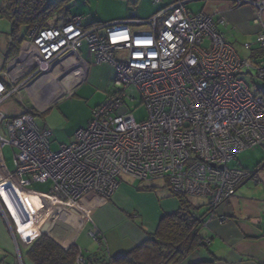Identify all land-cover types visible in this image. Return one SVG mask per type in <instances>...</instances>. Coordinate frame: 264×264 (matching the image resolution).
Wrapping results in <instances>:
<instances>
[{"label": "built area", "instance_id": "1", "mask_svg": "<svg viewBox=\"0 0 264 264\" xmlns=\"http://www.w3.org/2000/svg\"><path fill=\"white\" fill-rule=\"evenodd\" d=\"M237 1L258 9L259 63L242 56L211 15L192 14L190 0H153L163 7L149 20L85 27L77 17L31 33L21 77L14 70L0 72V213L11 228L17 223L5 197L13 191L27 204L40 197L29 188L33 183L50 182L54 198L76 205L90 192L111 198L124 177L148 184L167 180L175 192L206 198L214 209L255 178L230 164L244 151L264 148V99L243 76L251 68L264 80V2ZM84 44L95 63L115 67L119 88L93 110L70 144L53 151L52 131L37 123L34 108L24 105L27 111L7 116L2 106L58 64L75 68L71 56L80 60L76 69L85 76L88 65L79 56ZM243 47L251 50L249 43ZM131 88L148 111L140 122L126 103L135 100L126 92ZM6 147L17 150L8 172Z\"/></svg>", "mask_w": 264, "mask_h": 264}, {"label": "crops", "instance_id": "2", "mask_svg": "<svg viewBox=\"0 0 264 264\" xmlns=\"http://www.w3.org/2000/svg\"><path fill=\"white\" fill-rule=\"evenodd\" d=\"M53 1L47 0L49 3ZM74 1L70 2L64 12L56 16L62 23H68L77 16L81 17L80 14L73 13L70 8L74 7L72 4ZM147 1L98 0V8H100L101 13L97 12L96 15H93L91 23L83 24L85 27H91L96 24H109L127 19L149 20L162 9L163 5L150 0L154 5L153 10L150 11L146 6ZM256 1L264 2V0ZM193 3H198L195 10L191 6ZM5 6V0H0V11ZM187 7L192 14L205 13L211 15L217 24L218 31L229 43L238 48L239 52L242 50L240 52L242 56L249 57L253 63H259L262 60V58L257 57L262 55V51L256 44L261 31L260 25L256 22L258 15L256 7L250 4L239 5L236 0H190ZM132 15L133 17H131ZM262 16L264 18V10ZM61 17L62 19H60ZM220 17L225 19L224 24L219 23ZM19 33L24 40L15 55H11L9 51L10 32L4 38V41L9 42V49L6 54V62L0 67V72L10 66L16 68L26 63L28 51L31 49V40L27 28L24 29L23 33L21 29ZM1 37L0 34V43L3 39ZM26 38H28L29 43L26 42ZM245 42H250L251 50L244 49L243 44ZM3 49L0 46V50ZM79 56L85 62L81 54ZM69 62H76V59L72 58ZM65 67H67L66 64L63 65L59 73H64ZM73 70L74 68L69 72ZM79 71L78 74L81 75L82 71ZM85 76L87 77V75ZM67 78L68 82H72L71 85L67 84L73 86L71 87L73 88L72 92L66 95L67 87H61V92L66 91L64 95L60 94L63 97L52 96L46 100L39 99L40 96L37 97V92L33 90L42 88L48 78L46 80L38 79L32 83L28 90H32L33 104L37 108L45 109L51 100L57 99L54 104L56 105L66 96L74 95L75 91L86 82V78H84L85 82H80L75 86V74L73 78ZM65 81L67 79L62 82ZM53 106L48 107L47 112L43 111L42 113L47 114ZM86 126L87 124H83L77 129H73L69 134L70 138L73 139L76 132L86 128ZM53 138L54 133L52 132L51 144L54 142ZM263 161L264 159L257 163L253 170H256L260 163L264 165ZM125 182L122 179L119 188L109 199L90 192L84 195L76 205H65L54 198L51 194V183L49 192L43 193L32 190L40 197L34 195L27 204L21 196L10 191L7 194L8 198L5 197V199L9 211L16 219L18 228L16 226L11 228L0 213V264H20V259H22L23 264H33L27 257V253L42 232H48V236L65 249L75 245L80 254L77 264H113L114 257L129 253L143 245L155 235L161 220L176 212L180 205L178 200L163 187V181L161 182L162 187L155 182L145 184L151 185V190L140 189L139 187L138 191L132 188L128 182H126L127 185H124ZM135 183L138 182L135 181ZM249 183H253L254 189L244 188ZM138 185L144 186L139 183ZM160 189H164L166 192H158L157 190ZM194 198L198 197H190V200L195 207L196 216L202 217V224L197 230L201 244H198L178 264H264V169L257 172L255 178L244 183L231 200L217 208L213 209L208 199L198 198L207 203V210L203 214L199 212L202 206H197L193 201ZM67 206L69 207L66 208ZM50 209H53L52 213L55 218L61 219L65 225L62 227L50 225L51 219L46 215L49 214ZM39 214L42 215V218L39 217ZM61 215L62 217H60ZM64 216L69 218L63 219ZM45 218H49L50 221H43ZM40 219L43 222H39ZM93 234H99L100 239L94 238Z\"/></svg>", "mask_w": 264, "mask_h": 264}, {"label": "rangeland", "instance_id": "3", "mask_svg": "<svg viewBox=\"0 0 264 264\" xmlns=\"http://www.w3.org/2000/svg\"><path fill=\"white\" fill-rule=\"evenodd\" d=\"M253 1L257 3L262 2V1H256V0H253ZM72 4L74 6V7H70L71 10H73L72 12L80 14V16L83 19V23H86V24L92 22V19H93L92 17L93 15H96L97 12L99 14L101 13L100 8H98V0H75ZM196 4L198 3L191 4L193 10L197 9L198 6H196ZM243 4H246V3H243ZM243 4H239V5H243ZM146 6L150 9V11L153 10L154 5L152 4L150 0L147 1ZM77 17H74V18H77ZM60 19H62V17ZM133 21H140V19H133ZM59 24H62V21L59 20V18L55 17L52 21H50L49 26L59 25ZM100 25H105V24H96V26H100ZM11 28H12V25L8 21L7 18H0V34L2 35L1 39L3 38L1 40L0 46L4 48L3 50H0V67L4 65L7 59L6 54L9 49L8 48L9 42L7 40L4 41V38L7 37V34L11 31ZM24 29L25 28H22V33L24 32ZM26 39H27L26 42L29 43L28 38ZM247 43H250V42H247ZM244 44H246V42ZM30 51L31 49L28 51L27 58L29 57ZM241 51L242 50H240V52ZM80 54L88 65V67H85L84 69L87 77L84 76V74H81V75L78 74L79 70H76V67H79L78 65H80V60L77 57L71 56V59L72 57L76 59V67L72 71L73 73L69 72L71 71L70 64L67 65L66 67L67 71H65L64 73H59L61 72L63 66L61 67V69H59L58 66H60V64H58L57 68H55L56 69L55 73L53 72L51 75L49 74L50 76H46V79L48 78L47 80L44 77L42 78L46 80L42 88L33 90L37 92V97L38 95L40 96L39 99L46 100V98H51L52 96L61 97L62 95L66 93V91H67L66 93L67 95L70 92H72V89H73L71 88L73 86H70L72 82L71 81L68 82L67 77L73 78L75 74V79H74L76 81L75 86H77L80 82H85L84 78H86V82L83 83L75 91L74 95L66 96L65 98L58 101L56 105L54 104L57 99H53V101L50 99L51 101H50V104L47 106V108L50 105L51 106L54 105V106L52 107L51 111H49L47 114L44 115V113L47 112V110L51 106L48 109L47 108L45 109L37 108L33 104L32 90H27L21 93L22 97H20L19 95L13 96L8 102H6L2 106V111L7 116L19 115L23 111L24 105H26L27 107L34 108L35 111H37L36 113H38L36 116L37 123L42 127L43 126L47 127L54 133V138H53L54 142H52L51 144V148L53 151H59L62 144H70L74 140V138L73 139L70 138L69 134H71V131H73V129H77V127L83 124H87L88 126L89 121L91 120L92 115H93V110L97 108L98 106L105 104L108 101L109 95L115 90V87H117L115 86V79H116L117 72L113 65L109 63H105V64L95 63L94 58L88 55V48L86 44H84L83 48L80 50L79 55ZM27 58H26V61H27ZM63 61L61 63H63ZM24 65L25 64H23L22 66H17L16 68H12V66H10L8 68H5L3 71H7V69L9 71H13V70L16 71L17 75L15 78L18 79L21 77V74L23 72L21 68ZM254 74H255V70H252L251 68L245 69L243 72V76L249 83L252 92L256 95H260L264 99V80L257 79ZM57 78L59 79L57 80ZM66 79L67 81L62 82ZM68 83L70 85H67ZM61 87H67L66 91L63 90L61 92ZM126 92L129 96L135 98L133 102L128 100L126 103L128 107L130 108V110L134 112V116L136 120L138 122L145 120L148 117V111L146 107L140 103V96L138 92L132 88L127 90ZM61 93L62 95H60ZM43 111L45 112L42 113ZM16 152L17 150L13 149L12 147H6L3 150V154H4V158L6 162V166L4 169L5 172H8L10 169L13 168L14 154ZM263 159H264V148L260 147L256 149H250L238 155L237 158L230 164V166L231 167L240 166L244 169H248L249 171H253L257 163H259ZM123 180L128 182L132 186V188L138 191L137 189H139V185L138 183L136 184L135 181H133L134 182L133 183L132 178L124 177ZM126 182L124 185H127ZM155 182L157 185L162 187V184H161L162 181H155ZM141 184L145 185L148 183H141ZM29 188L37 192H43V193L49 192L50 182L47 184L33 183ZM244 188L254 189L253 183L246 184ZM157 191L166 192V190L164 189H160ZM193 201L197 206H200V207L202 206L199 210L200 214H203L207 210V206H206L207 203L205 200L194 198ZM68 207L69 206H67L66 208ZM52 210L53 209H50L49 214H46L47 217L51 219V221L48 220L49 218L48 219L45 218L43 221H50L51 223L50 225H53V226L62 227L63 225H65V223H62L61 219L58 220V218L57 219L55 218V215L52 213ZM40 216L42 218V215L39 214V217ZM60 217H62V215ZM68 218H69L68 216L63 217V219H68ZM41 221L42 219H40L39 222ZM11 225H13L14 227V224H11ZM43 233L44 232L40 233V237L43 235H46ZM46 233L48 234V232ZM97 236H99V234H97ZM20 260H21L20 264H23L22 259Z\"/></svg>", "mask_w": 264, "mask_h": 264}, {"label": "trees", "instance_id": "4", "mask_svg": "<svg viewBox=\"0 0 264 264\" xmlns=\"http://www.w3.org/2000/svg\"><path fill=\"white\" fill-rule=\"evenodd\" d=\"M72 1L54 0L49 3L47 0H5L6 6L1 9L0 17L7 18L12 25L10 54L15 55L24 40L19 33L22 28L28 29L30 38L34 30L39 31L49 27L50 21L64 12ZM257 57L263 58V52L261 56ZM25 110L27 111V109ZM31 112L35 116L38 114L34 109ZM261 164L252 171L255 175L264 169V165ZM159 181H163V187L178 200L179 209L165 216L161 220L155 235L143 245L129 253L114 257L113 264H178L198 244H201L197 230L202 224V217L196 216V210L191 204L190 197L175 192L167 180ZM137 182L141 184V182ZM139 187L140 189H152L151 185ZM79 255V250L75 245L65 249L48 235L41 236L27 253V257L33 264H77Z\"/></svg>", "mask_w": 264, "mask_h": 264}, {"label": "water", "instance_id": "5", "mask_svg": "<svg viewBox=\"0 0 264 264\" xmlns=\"http://www.w3.org/2000/svg\"><path fill=\"white\" fill-rule=\"evenodd\" d=\"M131 17H133V15H132ZM43 234H46V235H48L46 232H44Z\"/></svg>", "mask_w": 264, "mask_h": 264}, {"label": "clouds", "instance_id": "6", "mask_svg": "<svg viewBox=\"0 0 264 264\" xmlns=\"http://www.w3.org/2000/svg\"><path fill=\"white\" fill-rule=\"evenodd\" d=\"M35 110V109H34ZM40 238V236L37 238V239H39Z\"/></svg>", "mask_w": 264, "mask_h": 264}]
</instances>
